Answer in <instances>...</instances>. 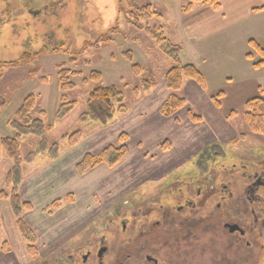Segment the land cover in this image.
<instances>
[{
	"label": "rangeland",
	"instance_id": "1",
	"mask_svg": "<svg viewBox=\"0 0 264 264\" xmlns=\"http://www.w3.org/2000/svg\"><path fill=\"white\" fill-rule=\"evenodd\" d=\"M134 2L140 6L151 4L162 15L150 20V25L163 26L169 41L181 46V61L195 65L202 72L210 95V99L197 97L195 91L187 94L182 88L178 94L186 97L188 103L170 116H164L160 106L159 116L164 119L158 122L159 128L152 121L142 128L140 120L152 115L153 109L168 98L170 91L163 88L164 74L175 61L144 30L128 24L127 19L135 10ZM184 2L0 0V15L5 14L2 11L8 4H11V12L16 14L14 20L0 25L1 62L16 60L25 50H39L45 43L62 42L67 50L41 53L26 65H5L3 70L0 65V141L17 137L21 160L15 170V160L6 151H1L0 264H32L58 243H76L90 226L101 224L104 216L119 205L126 209L133 204L162 202L164 197L171 200V188L176 178L191 171L198 155L197 159L208 166H212L210 160L215 159V167L209 168V175L226 171L225 176H234L239 183L242 181L239 173L242 163L264 159L261 155L264 153V134L252 131L245 118L247 100L264 97V70H253L250 75L239 64L230 62L203 68L205 65L199 64L200 55L192 54L178 41L183 31L180 20L186 18L182 11ZM52 3L54 6L49 9ZM55 6L57 10L52 12ZM43 8L46 13L42 14ZM194 16L209 22L205 11ZM115 26L118 29L109 35L111 42L83 50L85 41L94 43ZM75 58L74 63L70 62ZM61 64L73 73L79 72L74 76L71 73L76 88L68 92L77 103L65 116L58 114L62 91L58 85L57 66ZM133 64L143 67L140 75L135 74ZM94 69L101 71L102 85L116 84L125 94L127 110L115 114L108 122L95 121L84 115L93 87L91 81L86 85L84 79L89 78ZM143 80L151 84L149 90L144 88ZM209 84L214 85L210 90ZM136 88L140 90L137 96ZM220 91L225 94L217 108L211 96ZM29 94L38 96L31 116H41V111H45L46 122L52 126L44 133L22 134L19 130L17 112ZM140 101L146 105L138 106ZM190 110L200 120H192ZM232 111L236 114L229 116ZM132 125H137V129ZM77 130L81 131L77 143L69 144L68 139H63L64 135ZM122 144L128 151L118 163H100L84 174L78 172L76 166L87 154L98 155L104 149L119 148ZM209 150L222 151L223 156L219 158L223 159L216 163L219 158L216 154L210 156ZM110 155L115 157L113 151ZM200 169L202 181V172L206 170ZM10 173L15 175L9 177ZM14 190L19 195V220L31 231L33 241L30 235L28 240L21 233L17 223L10 202ZM5 194L8 197H3ZM173 201L166 206L170 208ZM6 211L11 213L14 226ZM214 230L216 234L210 232L212 237H204L207 246L204 243L200 246L210 251L212 243L208 240L211 239L217 242L214 244L217 258L233 256L234 251L226 250L227 246L223 245L226 238L217 229H210ZM5 242L7 248L4 250ZM15 250L23 253L24 260H19ZM254 252L255 248L247 249L249 264Z\"/></svg>",
	"mask_w": 264,
	"mask_h": 264
},
{
	"label": "flooded vegetation",
	"instance_id": "2",
	"mask_svg": "<svg viewBox=\"0 0 264 264\" xmlns=\"http://www.w3.org/2000/svg\"><path fill=\"white\" fill-rule=\"evenodd\" d=\"M209 153L223 156L218 150ZM197 158L190 172L176 178L171 200L119 205L81 240L58 243L32 264H249L248 248H255L250 264H264V159L242 163L239 183L226 171L209 175L215 159L208 166ZM201 167L206 170L202 181ZM210 229L226 238L223 245L233 256L217 258V242L211 239L210 251L200 246L206 235L216 234Z\"/></svg>",
	"mask_w": 264,
	"mask_h": 264
},
{
	"label": "trees",
	"instance_id": "3",
	"mask_svg": "<svg viewBox=\"0 0 264 264\" xmlns=\"http://www.w3.org/2000/svg\"><path fill=\"white\" fill-rule=\"evenodd\" d=\"M184 4L182 5V11L184 13H189L193 10L196 4L200 3H207L212 5L215 8L219 7V0H184ZM135 3V2H134ZM8 4L6 9L2 12L5 14L0 15V25L9 23L14 20L16 15L15 13L11 12V7ZM54 6V3L49 5L50 7ZM55 6L52 9V12H55L57 9ZM264 8V7H261ZM258 8V9H261ZM44 9V8H43ZM46 13L45 9L42 11V14ZM162 15L157 12L151 4L140 6L139 4L135 3V10L131 13V18L127 19L129 25L134 27L138 30H144L146 34L152 39L155 40L158 44L160 49H163L167 54L168 57L171 56L175 61V64L170 67L166 73L164 74V82L167 89L170 91L168 98L163 102L160 107L161 113L164 116L173 115L177 110L183 108L187 103V99L184 96H180L178 92L183 88L185 81L187 79L195 81L202 89L206 88L205 77L203 76L202 72L193 64L191 63H183L179 56V51L181 46L172 44L168 37L165 34L163 26L161 25H150L149 21L154 18H160ZM118 26H115L109 30L107 34L101 39H97L94 43L89 41H85L83 44V50L88 49L89 47L97 48L102 43H109L111 42L112 38L109 35H112L116 32ZM250 46L253 48L252 53L247 54V58L252 59L255 57V54L260 56V59L257 60L253 65L255 68H260L264 66V47H262L258 42L255 40H250ZM43 48L39 50H25L21 57L16 60L11 61H0L1 70L6 66H21L30 63V61L38 57L41 53H48L49 51L53 52H61L67 51L65 49L64 44L61 43H45L42 46ZM129 56V54L127 53ZM75 59H70V62L74 63ZM64 64L58 65V78H59V88L62 91L61 97V105L59 109V115L65 116L70 111L73 110L77 101L72 100L68 92L76 88V85L73 81H71L70 76L79 74V72H71L69 69L64 68ZM132 69L134 70L135 74L140 75L142 73L143 67L140 64H133ZM72 73V74H71ZM43 80L44 78H40ZM93 83V87L90 90L89 97L87 100L88 109L84 113L85 116L100 122H108L111 120L115 114L125 112L127 110V105L124 103L125 101V94L124 91L116 84L110 85H102V73L98 69H94L90 72L89 78L84 79V83L86 85L89 82ZM144 88L149 90V86L151 84L143 80ZM139 88L135 89L136 96L139 94ZM225 92L220 91L217 94H213L211 96L212 100L214 101L217 108L221 106V98L224 96ZM38 96L35 94L27 95L22 104L19 107L17 115L19 117V130L23 133H44L51 129V124L46 122L45 119V111H41V116L32 117L31 113L34 110V106L36 103ZM190 117L192 120H200L199 116L195 115L190 110ZM236 114L235 111H232L229 116ZM245 118L247 124L250 126L252 131L257 133L264 134V97L257 96L250 98L245 103ZM25 131V132H23ZM81 131L77 130L76 132L68 135H64L63 139H68L67 142L69 144H75L80 139ZM21 135V134H20ZM125 135V134H124ZM127 137V135H125ZM125 141V140H124ZM20 146L17 137H10V138H2L0 141V156L1 151H6L9 157L15 160L17 164L15 166V170L18 169V163H20ZM111 151L114 152L115 157L111 158ZM128 147L123 145L119 148H107L100 152L98 155L87 154L83 160L77 164V170L79 173L84 174L87 172L91 167H94L100 163H107L109 165H114L118 163L127 153ZM1 159V158H0ZM20 172V171H18ZM15 175L14 173H10L9 177ZM8 197L5 194L3 197ZM10 202L12 204V208L14 213L17 215V223L19 225L21 233L28 239V235L31 236L32 240L34 237L32 236L31 231L19 220L18 212H19V195L14 190L12 195L10 196ZM7 242L3 243L2 249H6L5 247ZM32 248V246H29Z\"/></svg>",
	"mask_w": 264,
	"mask_h": 264
},
{
	"label": "crops",
	"instance_id": "4",
	"mask_svg": "<svg viewBox=\"0 0 264 264\" xmlns=\"http://www.w3.org/2000/svg\"><path fill=\"white\" fill-rule=\"evenodd\" d=\"M261 7H264V0H219L218 8L207 3L196 4L191 12L185 14L186 18L180 20L183 31L180 33L178 41L182 42L192 54L200 55L199 64L205 65L203 68L230 62L239 64L245 69L244 72L250 75L253 70L262 69L261 71H263L264 66L255 68L253 65L260 59L259 55L257 58H247V54L253 52L250 40H255L264 47V8ZM200 11H205L208 14L209 22H204L203 18H195L194 15H198ZM235 60H238L239 63H236ZM192 81L187 79L183 86L184 91L187 90V94L195 91L194 95L197 97L210 99L207 88L199 89L198 84ZM212 86L214 85L209 84V90ZM189 88L190 91H188ZM162 103L163 101L158 108L153 109L152 115L148 114L147 117L141 118L140 126L142 128H146L149 121L156 122V126L159 128L161 124L158 122L164 119V116H159L158 112ZM145 105L144 101H140L138 106ZM132 127L137 129V125H132ZM6 214L14 226L11 213L6 211ZM16 253L19 260H24L25 256L21 251L15 250L14 254Z\"/></svg>",
	"mask_w": 264,
	"mask_h": 264
}]
</instances>
